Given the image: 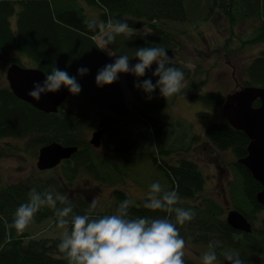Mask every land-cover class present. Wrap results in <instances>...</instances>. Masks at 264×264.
<instances>
[{
	"label": "trees",
	"instance_id": "trees-1",
	"mask_svg": "<svg viewBox=\"0 0 264 264\" xmlns=\"http://www.w3.org/2000/svg\"><path fill=\"white\" fill-rule=\"evenodd\" d=\"M216 11L228 19L231 30L239 21L255 17L258 20L256 34L241 43H264V0H0V51L3 54H14L7 58L9 65L17 63L24 66L23 57L26 60L29 58L34 62L32 68H38L45 74L57 67L76 76L82 88L78 95L71 94L76 101V108L63 103L56 113H45L18 99L8 85L0 86V140L27 138L30 139L31 146L38 149L52 142L77 147V151L69 159L58 165L62 171L58 177L48 176L50 172L29 176L5 185L0 190V264H67L57 248L60 239H27V231L17 236L15 229L8 227L16 208L28 201L31 189L65 195L67 191L64 185L72 183L82 173L90 175L95 182L110 185H115L112 178L114 173L119 177L118 182H123L126 178L124 173L127 172L123 173L122 168L126 159L124 151L129 145L117 142L115 132L129 118L147 117L138 107L150 102L142 90L134 87L137 78L128 73L125 74V83L135 100L132 108L126 101L120 79L102 88L97 87L95 76L98 69L112 62L104 51L97 48L98 44L93 39L100 33L89 31L84 21L93 17L104 22L109 19H124L130 28L149 29L151 34L140 32L133 37L120 35L114 44L109 45L115 57L127 55L129 62H132L137 60L134 58L137 48L147 46L163 47L172 58L180 42L166 30L174 28L180 33L185 29L187 21L195 22L190 19L189 13L211 18ZM168 24H171L170 28L167 27ZM81 66L90 69L83 77L78 76L76 71ZM156 66L153 64L146 76L139 79L142 81L151 78L155 83L158 77H153L152 71ZM167 66L184 72L185 85L178 94L188 92L192 99L201 101L207 109L221 108L226 97L223 93L200 92L204 80H197L200 74L198 67L191 68L172 59ZM243 70L247 79L242 82L241 87L237 85L234 90L246 86L264 87V52L254 56ZM178 94L166 99V105L171 106ZM152 97L154 100L149 101L165 99L159 95L158 89ZM199 114L205 115L206 111H200ZM175 115L174 112V117ZM148 118L150 119H146ZM180 126L178 123L166 128L164 122L160 121L157 144L167 148L160 150L161 157H166L167 160L153 157L156 167L170 180L168 191H176L180 196V203L176 206L190 208L195 212L193 220L182 226L178 225L180 235L183 238L190 237L193 243L205 245L206 250L210 242L219 241L216 264H230L223 255L224 252L238 253L243 264L264 261V219L260 217L264 207L256 200V194L261 190L260 183L245 166L234 161L232 168L241 188L235 185L229 195L233 201L239 202L235 208L250 222L261 220L262 225L256 228L259 235L254 237L252 233L255 229L247 233L230 227L226 218L221 216V207L212 197L204 195L207 190L205 175L197 158L191 157L193 154L189 152L191 148L187 142L189 135L186 132L177 133ZM98 129H104V134L111 135L106 141L103 134L101 147L95 148L90 144L89 137ZM201 133L213 151H230L236 155V159L247 155L249 138L243 131L231 127L225 119L208 120ZM17 149L21 150L19 146ZM3 155L5 152L0 151V157ZM112 193L116 195V201L103 210L94 211L92 215L114 214L123 200L132 199L121 189L115 188ZM146 199L145 195L135 201L134 206L128 210L129 217H168L174 220V213L144 208ZM71 203L74 214L88 212L89 203L86 199L80 198ZM57 206L62 207L59 204ZM49 217L57 220L54 210L45 207L35 215L34 220L41 221Z\"/></svg>",
	"mask_w": 264,
	"mask_h": 264
},
{
	"label": "rangeland",
	"instance_id": "rangeland-1",
	"mask_svg": "<svg viewBox=\"0 0 264 264\" xmlns=\"http://www.w3.org/2000/svg\"><path fill=\"white\" fill-rule=\"evenodd\" d=\"M189 14L190 19H194L195 22L187 21L184 24L185 29L180 32L181 34L177 31L178 29L171 28V30H166L171 32L176 37H174L175 40L178 39L180 42L175 48L176 50L171 59L191 68L198 67L200 74L197 80H204V86L200 92L217 91L227 96L238 90H234L235 87L242 85V82L247 79L243 70L245 64L254 56L264 52V43H254L252 45H242L241 43L256 34L258 20L254 19L255 17H248L239 21L231 30L228 19L221 12L216 11L211 18ZM167 27L170 28L171 24H168ZM140 32L151 34V31L146 28L140 29ZM93 39L98 44L102 40V36L99 34L94 36ZM4 55V58L0 60V86L8 85L5 77L6 69L9 66L7 58L14 56L13 53H4ZM107 56L111 62L116 58L115 56ZM23 60L25 61V67H34V62L30 61L29 58L26 60L23 57ZM137 62L135 60L129 63L135 64ZM125 74H119V79L126 101L129 107L132 108L135 100L126 86ZM184 85L185 83H182L181 89ZM165 100H148L150 102L148 105L143 103L142 106L138 107L142 114L150 117V119H146L147 117H142L141 119L133 117L117 127L115 132L117 142L129 145L128 149L124 151L126 159L122 172L127 173H124L126 178L123 182H118L119 177L115 173L112 175L115 185L95 182L92 177H89L90 175L82 173L72 183L64 185L67 191L65 196L68 194L69 201L76 202L82 198L86 199L90 206L91 200L89 198L98 197L100 203L97 210H103L107 205H111L116 201V195L112 193L115 188L128 193L134 201L145 196L149 191L150 185L154 182H159L162 189L168 191L170 180L161 169L156 167L153 160V157H157L159 160H165L166 158L161 157L160 150L167 148L164 145L157 144L158 125L162 120L166 128L171 127L172 124L177 125L179 123L181 126L177 133L186 132L189 135L187 140L191 148L189 152L193 154L191 157L197 158V163L205 175L206 187H204L207 190L204 195L212 197L221 207V216L225 218V213L228 209H236L235 205L239 204V202L233 201L230 195H224L226 191L223 188L227 192L229 191V194L233 188L235 189V185L241 188V183L238 184L232 168L234 161L238 162L241 158L236 159V155L230 151H213L212 147L205 142V137L201 133L203 125L208 120L224 119L221 108L217 110L215 108L207 109L201 101L192 99L188 92L178 94L171 106L170 104L166 105ZM63 103L72 108L77 107L76 101L71 95ZM151 104H159L160 106L153 107ZM200 111H206V114L200 115ZM174 112L176 117H174ZM110 135V133L104 134L106 141L109 140ZM29 140L18 137L0 140V151L5 152V155L0 157V190L5 185L26 179L29 176L45 175L50 172L48 176L56 178L62 172L59 170L60 167L46 171L38 170L36 166L38 148L31 146ZM17 146L21 150L17 149ZM260 214V217L264 216V209H262ZM251 224L253 229H255L252 234L256 237L259 235L256 228H259L262 222L261 220H255ZM26 231L28 232L27 239L30 237L60 239L63 229L57 227L55 218L49 217L41 221L33 220ZM184 240L186 244L185 264L200 263L202 253L207 251L206 246L191 242L190 237H184Z\"/></svg>",
	"mask_w": 264,
	"mask_h": 264
},
{
	"label": "clouds",
	"instance_id": "clouds-1",
	"mask_svg": "<svg viewBox=\"0 0 264 264\" xmlns=\"http://www.w3.org/2000/svg\"><path fill=\"white\" fill-rule=\"evenodd\" d=\"M84 24L89 31L101 34L102 40L97 48L109 56H115L109 45L116 42L117 36L133 37L140 33V29L130 28L124 19L104 22L93 17L86 19ZM134 58L138 62L130 64L129 56L119 55L112 63L98 69L95 76L97 87L110 85L119 79V74L128 73L137 78L134 87L142 90L148 100L153 98L152 94L157 89L165 99L181 91L184 72L167 66L171 58L165 48L139 47ZM154 63L157 66L152 76L158 79L155 83L151 78L141 81L139 78L145 77ZM76 71L78 76L83 77L90 69L81 66ZM45 76L42 82H34L33 89L28 92L36 101L41 99L42 94L55 93L61 88H66L72 95H78L82 90L77 77L65 70L56 67ZM146 197L144 208L174 213V220L168 217L131 218L128 210L135 201L130 198L119 204L116 213L94 216L92 213L98 209L100 202L98 197H93L86 214H74L67 196L48 190L39 192L33 188L28 193V201L16 208L8 227L15 229L17 236L23 235L35 215L47 207L54 210L57 227L63 229L57 248L67 264H185L186 244L178 225L193 220L195 212L190 208L177 207L179 194L164 191L159 182L150 185ZM218 247L219 241L210 242L208 250L200 257V264H215ZM223 255L230 264H243L238 253L224 252Z\"/></svg>",
	"mask_w": 264,
	"mask_h": 264
},
{
	"label": "water",
	"instance_id": "water-1",
	"mask_svg": "<svg viewBox=\"0 0 264 264\" xmlns=\"http://www.w3.org/2000/svg\"><path fill=\"white\" fill-rule=\"evenodd\" d=\"M4 54L0 51V60ZM8 86L12 93L20 100L27 102L37 110L45 113H56L60 105L71 94L66 88L58 92L42 94L39 101L28 95L33 89L34 82H42L46 76L38 68H27L17 63H11L5 73ZM259 104L254 105L255 102ZM221 113L226 122L243 131L249 138L247 155L238 160L245 166L252 177L261 184V190L256 194L257 202L264 207V87H242L225 97ZM104 129L92 132L90 144L99 148L102 143ZM77 147L64 146L52 142L38 149L36 166L40 171L57 167L63 160L69 159ZM226 222L235 230L251 232V222L237 209H231L226 215Z\"/></svg>",
	"mask_w": 264,
	"mask_h": 264
},
{
	"label": "flooded vegetation",
	"instance_id": "flooded-vegetation-1",
	"mask_svg": "<svg viewBox=\"0 0 264 264\" xmlns=\"http://www.w3.org/2000/svg\"><path fill=\"white\" fill-rule=\"evenodd\" d=\"M257 103H258V102L256 101V102L254 103V105L257 106V105H258ZM256 104H257V105H256ZM57 167H58V166H57ZM223 190H225L226 193H227V194H226V193L223 191V192H224V195H227V196H228V195H229V191L227 192V190L224 189V188H223ZM92 199H93V198H91V199L89 198V200H92ZM229 210H231V209H228V210L226 211V213H225V218H226V215H227V213H228ZM263 217H264V216H263ZM263 217H261V219H264ZM252 229H253V227H252ZM257 264H264V261L257 262Z\"/></svg>",
	"mask_w": 264,
	"mask_h": 264
}]
</instances>
